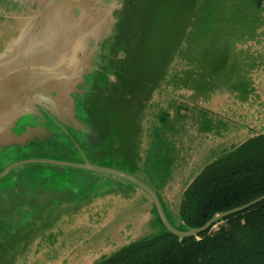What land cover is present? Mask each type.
<instances>
[{"label":"water","instance_id":"1","mask_svg":"<svg viewBox=\"0 0 264 264\" xmlns=\"http://www.w3.org/2000/svg\"><path fill=\"white\" fill-rule=\"evenodd\" d=\"M241 12L244 21H233ZM209 23L221 39L207 65L196 52ZM186 120H194L188 144L196 149L178 167L175 146L163 143ZM263 120L264 0H0V264H99L164 233L198 238L264 202L199 228H186L181 215L196 179L264 135ZM212 147L223 155L187 177L194 156ZM117 151L133 172L106 165ZM150 152L162 171L174 168L158 190L138 175L148 176L140 163L152 161ZM107 197L117 202L104 211ZM115 216L120 243L108 234ZM152 220L159 233L136 240L138 222ZM73 234L76 242L61 248ZM95 239L101 247L88 248ZM50 246L59 250L52 259Z\"/></svg>","mask_w":264,"mask_h":264},{"label":"trees","instance_id":"2","mask_svg":"<svg viewBox=\"0 0 264 264\" xmlns=\"http://www.w3.org/2000/svg\"><path fill=\"white\" fill-rule=\"evenodd\" d=\"M262 196L264 135L207 167L186 192L181 215L186 228H199ZM99 264H264V202L227 217L217 231L185 239L164 233Z\"/></svg>","mask_w":264,"mask_h":264},{"label":"rangeland","instance_id":"3","mask_svg":"<svg viewBox=\"0 0 264 264\" xmlns=\"http://www.w3.org/2000/svg\"><path fill=\"white\" fill-rule=\"evenodd\" d=\"M246 5H249V2ZM243 7H245L244 10H246V8H249V7H246V6H243ZM249 11H250V8H249ZM239 17L236 16V18H234L233 21L238 19L236 21V22H238L239 19H240L243 22L244 18L246 17V13L244 14V13L241 12V14H239ZM210 20H213V19L210 18ZM228 26L229 25H227L226 27H228ZM206 27L208 28V30H204L203 33H202V37L204 38L203 44H205L202 48L204 50L197 51L196 55H201V58L205 59V61H206L203 64H207L208 65L209 63L213 64L212 60H214V56L215 55L212 54V52L213 51L215 52L214 49H216L214 45L218 44V41H216V40L217 39H221V37H219L221 35V27L218 26V25H216V26L213 25L212 26V23H209V25L206 26ZM216 27H218V28H216ZM210 53L212 54V56L210 55ZM224 75L227 76V74H224ZM161 105H162V103H161ZM161 105L157 104V106L158 107L160 106V108H161ZM166 105H168L167 101H166ZM196 111L200 112L199 110H196ZM209 113L213 114L212 112H209ZM192 122H194V120H186L184 123L182 122L183 125L179 126V129L175 128V125H173L171 127V130H172L170 132L171 134L168 136L170 138L164 139V143L163 144H164V148H166L165 149L166 151H169L172 147L175 146L176 152H177V156H176L175 159H176V162H177L176 164H177L178 167H181L182 163L187 160L188 154H190V155L191 154L192 155L195 154V152H194V150L196 149V148H194L195 144L194 145L192 144L193 146L188 144V140L189 141L191 140V142L193 141L191 139L192 134L189 136V134L191 132V129L189 127L192 126V128H193V124H190ZM154 127H155V124H151L149 126V128L145 130L147 132L146 135L148 136V134H149L148 137H153L154 138V136L156 134ZM158 131H159V129H158ZM256 132H258V131H256ZM167 134H169V133H167ZM182 148H184V150H185L184 154H181L183 152ZM221 149H222V147H219V148L218 147H216V148L212 147L211 149L207 148V149L203 150L202 156L200 158H199L198 155H195L194 156L195 161H194L192 166L190 165V167L186 171L185 175H187V177L189 175H192L194 173L193 170H197V169L201 168L203 165H205L207 162H209V160H211L212 157L214 158V157L222 156L223 152L221 151ZM226 151H229V150H226ZM148 156H149V159H151L152 161H148V162H146L144 164L142 162L140 163V165L142 166V169L147 170L146 172H147L148 176L146 177V176L142 175V173H139L138 175L141 176L142 179L147 181V183L149 185H151L153 188L158 190L157 184H159V182L162 181L161 178H168L173 173V171H171V170H173L174 168L172 166L168 165V168L167 169L163 168V171H162V168L159 167V162H160L159 160L160 159L159 160L158 159L154 160L155 154L153 152H150L148 154ZM114 157H113L114 159L112 161H107L106 165H109L111 167H115V168H118V169H122V170L127 171V172H133L132 170L135 168L136 164L132 160L125 159L126 158V153L125 152L120 151L118 153V151H117L115 153ZM123 159H124V161H122ZM141 171L144 174V171L143 170H141ZM161 173H165V174L162 175ZM25 178L29 182V184H26L25 186L26 187L29 186L30 189L31 188L32 189H36L37 182L34 179L27 178V177H25ZM184 180H183V182H184ZM55 181H57L56 183L61 185V186H63V187H65L66 184L68 185V183L64 180V178H56ZM179 181H180V179H179ZM183 182H182V184H183ZM175 190H176V192H178L179 189H175ZM116 202H117V200L113 201L112 198H108L107 197V200L102 202L103 208H101V209H104V211L107 210V209L110 210L113 207V204L115 205ZM165 207H166V212H167L171 222L174 225H178V217H176L177 215L174 213L175 211H173L172 209H169V207L167 206L166 203H165ZM143 220H144V217L142 219V222H143ZM121 222H122L121 216L119 218L117 216L113 217V222H110L111 224L109 226V230L111 232L108 233V234H113V239L119 241V243L123 242V240H122L123 236H122L121 232L116 231V227L119 226L121 224ZM138 223L140 224V228L139 229L137 228V232H140L142 235L139 234V237H136L137 238L136 240L144 238V237H147V236H154V235L159 233L158 226L160 224H159L158 220H156V221H153V220L152 221H148V223H145L143 225H141L140 222H138ZM221 224L222 223H220L217 226H215L213 231H217ZM76 237L77 236H75V234L66 235V236L62 237L61 238V243H62L61 244V248L64 245L71 246L72 244H74L76 242ZM91 247L93 249H96V250L99 247H101V239H95L94 241L92 240L90 242V244L88 245V248H91ZM57 253H59L58 248L50 246L49 251H47L45 255L47 257H51V259H52L53 257H55V255Z\"/></svg>","mask_w":264,"mask_h":264}]
</instances>
